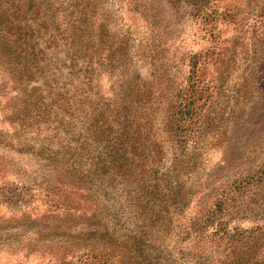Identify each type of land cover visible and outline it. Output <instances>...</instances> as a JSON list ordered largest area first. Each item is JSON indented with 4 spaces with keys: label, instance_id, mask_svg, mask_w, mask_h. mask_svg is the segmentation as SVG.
<instances>
[{
    "label": "rangeland",
    "instance_id": "obj_1",
    "mask_svg": "<svg viewBox=\"0 0 264 264\" xmlns=\"http://www.w3.org/2000/svg\"><path fill=\"white\" fill-rule=\"evenodd\" d=\"M94 5L98 40L94 58L92 62L88 57L68 59L72 66L63 76L80 83L84 78L79 70L89 69L90 83L83 89L92 100L110 97L122 79L130 91L144 85L145 95V89L156 88L151 76L156 84L166 86L158 76L169 73L176 84L181 83L185 54L193 56L195 70L212 87L213 100L205 123L193 131L189 142L196 147L193 171L202 187L190 211L216 191L228 197L232 191L234 199L227 203L224 221L229 228L247 231L243 240L248 246L242 242L227 245L222 252L253 253L263 262L264 0H94ZM100 37L112 50L114 62L124 59L125 53L130 58L123 74V67L93 64L108 53L101 50ZM18 79L4 63L0 48V264H83L82 251L63 256L64 240L67 236L88 238L100 229L94 223L105 225L113 219L119 223L128 219V225L139 227L143 241L154 247L149 252L160 253L162 264L184 257L166 219L156 221L150 209L147 181L142 183L138 210L134 202L119 211L115 202L98 217L93 187L83 177L90 170L89 156L80 155L77 142L71 141L79 129L76 120L57 107L50 115L44 114L32 92L34 80ZM163 137L157 136L160 145L154 151L160 153L156 171L166 177L160 183L164 189L175 186L169 179L168 158L180 157L184 147L176 141L170 145ZM149 166L145 164L146 172ZM191 175L190 171L180 179L183 191L189 189ZM149 177L153 175L146 174ZM158 240L163 246L155 245ZM214 255L219 264L223 262L222 254ZM178 263L187 261L179 259Z\"/></svg>",
    "mask_w": 264,
    "mask_h": 264
},
{
    "label": "trees",
    "instance_id": "obj_2",
    "mask_svg": "<svg viewBox=\"0 0 264 264\" xmlns=\"http://www.w3.org/2000/svg\"><path fill=\"white\" fill-rule=\"evenodd\" d=\"M94 15V0H0V48L4 63L19 75L20 82L34 80L32 92L44 114L50 115L52 108L57 107L76 120L79 129L71 141L77 142L80 155L89 156L90 170L84 171L83 177L93 187L98 217L105 215L108 204L115 202L119 211L120 207L126 211L134 202L132 206L138 210L143 199L142 183L147 181L150 209L155 211L156 221L166 219L168 229L177 238L174 243H179L178 252L184 255L178 261L219 264L215 252L223 255L220 264H264L253 253L222 252L227 245L242 242L244 247L248 246L243 240L247 231L229 228L224 221L229 212L227 203L234 199L232 191L229 197L216 191L209 201L201 200L190 211V205L201 197L202 187L193 171L197 165L193 156L196 147L189 142L193 131L205 123L207 108L213 100L212 87L195 70L193 56L185 54L187 64L181 83L176 84L169 73L158 76L166 86L156 84L151 76L156 88L145 89V95L144 85L130 91L122 79L112 88L110 97L92 100L83 89V85L90 83L89 69L79 70L84 78L80 83L67 81L63 76L64 70L72 66L70 61L88 57L92 62L94 44L98 45ZM99 44L108 53L93 64L123 67V74L130 58L125 53L124 59L114 62L110 58L112 50L101 37ZM115 51L120 52L118 48ZM157 136H164L170 145L176 141L184 147L180 157L168 158L169 179L175 186L164 189L160 183L166 177L156 171L160 168V153L154 151V146L160 145ZM146 163L151 172L145 171ZM190 171L191 185L183 191L184 181L180 179ZM148 173L153 177L146 178ZM129 221L94 223L100 229L88 238L67 236L63 256L72 257L75 251H82L83 264H162L161 254L149 252L154 247L143 241L139 227L128 225ZM155 245L163 246L160 240ZM178 261L166 264H183Z\"/></svg>",
    "mask_w": 264,
    "mask_h": 264
}]
</instances>
